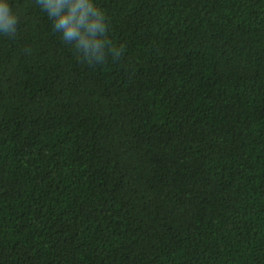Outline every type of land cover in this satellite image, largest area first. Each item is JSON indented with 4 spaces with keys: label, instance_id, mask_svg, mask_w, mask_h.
<instances>
[{
    "label": "trees",
    "instance_id": "obj_1",
    "mask_svg": "<svg viewBox=\"0 0 264 264\" xmlns=\"http://www.w3.org/2000/svg\"><path fill=\"white\" fill-rule=\"evenodd\" d=\"M6 2L0 264H264V0H92L103 64Z\"/></svg>",
    "mask_w": 264,
    "mask_h": 264
},
{
    "label": "clouds",
    "instance_id": "obj_2",
    "mask_svg": "<svg viewBox=\"0 0 264 264\" xmlns=\"http://www.w3.org/2000/svg\"><path fill=\"white\" fill-rule=\"evenodd\" d=\"M62 32L65 43H73L78 55L88 63L105 62L107 41L101 39L107 31L104 12L92 0H37ZM18 17L6 0H0V33L13 35ZM115 55H119L116 52Z\"/></svg>",
    "mask_w": 264,
    "mask_h": 264
}]
</instances>
